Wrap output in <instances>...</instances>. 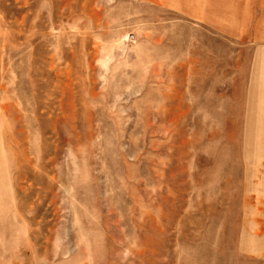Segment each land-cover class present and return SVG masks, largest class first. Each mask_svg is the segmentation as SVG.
<instances>
[{
    "label": "rangeland",
    "instance_id": "rangeland-1",
    "mask_svg": "<svg viewBox=\"0 0 264 264\" xmlns=\"http://www.w3.org/2000/svg\"><path fill=\"white\" fill-rule=\"evenodd\" d=\"M213 48L147 1L0 0V264H264V111L219 109Z\"/></svg>",
    "mask_w": 264,
    "mask_h": 264
},
{
    "label": "crops",
    "instance_id": "crops-1",
    "mask_svg": "<svg viewBox=\"0 0 264 264\" xmlns=\"http://www.w3.org/2000/svg\"><path fill=\"white\" fill-rule=\"evenodd\" d=\"M141 1L183 17L187 28H201L209 36L217 53L219 109L229 97L230 110L264 111V0ZM227 40L233 43L232 63L226 58Z\"/></svg>",
    "mask_w": 264,
    "mask_h": 264
},
{
    "label": "built area",
    "instance_id": "built-area-1",
    "mask_svg": "<svg viewBox=\"0 0 264 264\" xmlns=\"http://www.w3.org/2000/svg\"><path fill=\"white\" fill-rule=\"evenodd\" d=\"M130 39H131V40H133V39H134V37H133V36H131V37H130Z\"/></svg>",
    "mask_w": 264,
    "mask_h": 264
}]
</instances>
